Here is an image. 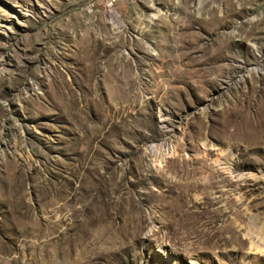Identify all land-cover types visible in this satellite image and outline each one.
Segmentation results:
<instances>
[{
	"label": "rangeland",
	"instance_id": "rangeland-1",
	"mask_svg": "<svg viewBox=\"0 0 264 264\" xmlns=\"http://www.w3.org/2000/svg\"><path fill=\"white\" fill-rule=\"evenodd\" d=\"M262 228L264 0H0V264H264Z\"/></svg>",
	"mask_w": 264,
	"mask_h": 264
},
{
	"label": "bare ground",
	"instance_id": "bare-ground-1",
	"mask_svg": "<svg viewBox=\"0 0 264 264\" xmlns=\"http://www.w3.org/2000/svg\"><path fill=\"white\" fill-rule=\"evenodd\" d=\"M254 224H256V222H255ZM261 227H262V226H261ZM254 229H255V228H254ZM255 231H256V230H255ZM257 231H258V230H257ZM260 233H261V237H264V228L261 229ZM260 233H258V234H260ZM258 238H260V237H258ZM262 240H264V239L262 238Z\"/></svg>",
	"mask_w": 264,
	"mask_h": 264
}]
</instances>
